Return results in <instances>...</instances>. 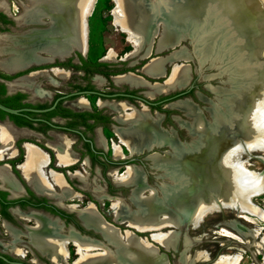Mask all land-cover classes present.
I'll return each mask as SVG.
<instances>
[{"label": "bare ground", "instance_id": "bare-ground-1", "mask_svg": "<svg viewBox=\"0 0 264 264\" xmlns=\"http://www.w3.org/2000/svg\"><path fill=\"white\" fill-rule=\"evenodd\" d=\"M95 1H18L20 12L15 21L34 28L0 36V56H5L0 66L4 71L14 72L57 58L64 60L74 51L86 54L87 20L94 11ZM113 1L116 4L112 11L113 25L133 46L127 58L122 59L148 58L142 71L153 78L164 75L166 64L173 65L172 74L164 84L149 85L148 96L184 87L190 81L188 64L177 65L179 61L192 58L188 49L180 46L185 39L191 40L193 53L202 66L214 61L221 63L220 71L227 75L228 87L207 85L217 97L215 101H207L209 120L189 99L171 105L186 113L188 120L178 122L189 132L187 142L178 141L172 131L162 130L159 126L161 116L153 117L147 109L129 113L127 104L114 105L120 113L117 120L125 124L124 128L117 129V135L130 152L167 148L166 152L149 157L151 168L158 171V179L162 180L157 187L146 184L145 173L137 166H129L123 174L116 169L110 173L117 184H129L134 188L131 200L135 209L128 208L125 203H115L116 221H125L141 233L151 232L152 239L148 241L131 231L121 234L112 225H107L90 205L81 216L87 225L98 228L111 247L92 239L78 238L71 232L69 237L74 239L78 252L82 251L75 264H169V259L158 253L157 245L176 253L180 242L183 248L179 264L210 263L211 256L207 252H191L199 238L181 233L185 226L197 230L209 214L226 208L240 209L241 214L258 216L264 221V211L250 203L253 197L264 196V169L256 171L248 167L253 158L264 164V98H258V61L264 58V0ZM6 6V0H0V7ZM157 37L158 42L155 41ZM179 46V50L167 56L150 57L154 52L161 54ZM118 58L110 49L104 60L117 62ZM260 69L259 77L264 76V68ZM56 72L61 78L68 76L64 71ZM48 74L47 71L32 73L10 82L9 87H25L36 94H45L42 86L37 85V78H50ZM214 77L205 75L203 79ZM50 80L56 83L54 79ZM115 81L133 86L146 82L131 73L118 76ZM261 86L263 89L264 82ZM10 127L0 125V161L5 159L17 138L16 130ZM230 128L235 131L227 134ZM54 147L60 165L76 159L66 142ZM25 149V161L20 168L28 182L39 190L50 192V180H53L61 187V198L72 196L62 175L45 170L48 155L30 144ZM258 152L261 154H255ZM120 153L115 147V156L119 158ZM71 175L82 181L87 179L80 172ZM0 177L5 184H12L3 168H0ZM36 221L38 227L29 235L31 243L59 263L67 256L63 247L70 238L57 235L55 222L40 217ZM165 228L170 229L160 232ZM241 260L239 254H222L211 264H240Z\"/></svg>", "mask_w": 264, "mask_h": 264}, {"label": "flooded vegetation", "instance_id": "flooded-vegetation-1", "mask_svg": "<svg viewBox=\"0 0 264 264\" xmlns=\"http://www.w3.org/2000/svg\"><path fill=\"white\" fill-rule=\"evenodd\" d=\"M6 3L7 6L3 9L9 10V3ZM113 3L114 6L109 11L111 15L116 7L114 1ZM113 21L114 17L112 23ZM8 25L0 23L2 28ZM131 52L120 57L118 61L125 62L122 58H127L126 55ZM86 54L76 51L64 60L57 58L45 65L31 68L29 71L33 73L40 71L49 73L50 78L37 79V85L42 86L45 94H36L24 88L9 90L6 81L15 76L1 72L3 76L0 77V83L4 85L1 98H14V102H7L8 107L22 110V114L11 115L4 111L0 113V122L5 123L0 125L11 126L17 134L13 148L5 154V159L0 161V168L4 169L8 181L13 184H5L0 177V264H75L82 251L78 252L79 248L75 241L73 242L74 239L69 237L71 232L78 238H88L110 246L98 228L87 225L81 216L82 211L90 205L94 206L107 225H112L111 227L119 230L121 234L131 231L150 241V232L141 233L125 221H116L113 209L115 203H125L128 208L135 209L131 200L134 188L129 184H117V180L110 173L116 169L123 174L129 166H137L142 171L144 168H151L149 161L151 154L154 152L162 154L167 148L154 147L151 150L144 148L139 153L130 152L117 135V129L124 128L125 124L117 120L120 113L115 110L114 105L127 104L126 111L129 113L132 110L147 109L151 116H161L160 128L172 131L180 142L190 140L189 132L180 125V121L178 122L187 121L188 118L182 110L172 108L173 103L189 99L205 117H209L207 101L212 100L214 96L210 98L204 94V91H208L207 85H199L201 77L196 69L190 68L191 79L185 88L148 96L150 86L164 84L170 78L172 64L164 66L162 77L153 78L142 71L147 62L140 66L136 65L137 62L128 66L106 64L105 57H102L90 63L84 58ZM139 58L148 59L141 56ZM56 70L68 73L67 78L58 76ZM130 73L146 81L144 85L133 86L115 81L116 77ZM193 73L196 74L194 80ZM51 78L56 83H53ZM76 79L79 80L78 83ZM80 101L87 104H81ZM25 142L33 143L48 154L49 161L45 170L48 173L54 171L62 175L66 185L73 192V197L61 198V187L53 180H50L52 187L50 192L44 191L43 188L39 190L28 182L20 168L24 163ZM63 142H66L69 151L76 158L73 163L67 165H60L54 147ZM115 147L124 157L115 156ZM108 167L111 168L110 171H106ZM86 168L90 171L96 169L98 176H93ZM76 172L85 174L86 181L72 177L71 174L74 175ZM143 172L146 184L151 186L148 174L145 170ZM119 190H127L128 194L124 195ZM37 217L55 222L58 228L57 235L70 238L63 247L67 256L64 259L62 257L59 263L51 260L49 255L31 243L29 235L33 228L38 227ZM180 245L181 242L176 252L179 255Z\"/></svg>", "mask_w": 264, "mask_h": 264}, {"label": "rangeland", "instance_id": "rangeland-1", "mask_svg": "<svg viewBox=\"0 0 264 264\" xmlns=\"http://www.w3.org/2000/svg\"><path fill=\"white\" fill-rule=\"evenodd\" d=\"M18 1L20 0H6L9 3V10H5L0 7V12H3L10 20V24L5 26L0 30V36L3 34H16L15 32H19L21 26L17 25L15 21V17L19 14L20 8L18 5ZM114 6L113 0H96L94 3V11L88 18V53L84 56V58L88 62H96L98 59L105 57L110 49H112L117 55L120 57L124 56L126 53L131 52L133 50L132 44H130L126 35L123 34L116 28L112 23V15L111 11ZM1 40V39H0ZM158 37L155 38V41L158 42ZM155 44V49H156ZM180 46L187 47L188 51L193 54V44L191 40L185 39L181 42ZM179 46V47H180ZM171 48L162 52L161 54H154L153 56H167L170 52H174V50L179 49ZM5 56H0V61H2ZM139 56L129 59L128 61L121 62H105L106 64H126L127 66L132 64V62H137V66L142 65V63L148 62L149 59L139 60ZM264 59V58H263ZM262 59V60H263ZM139 60V61H138ZM258 61V98H264V87L262 89L261 84L263 75L259 77L260 67L264 68V60ZM188 66L193 70L196 69L198 72V65L193 58L192 60L187 61H179L177 64ZM218 66V67H217ZM208 67V69H206ZM221 63L219 61H214L211 65L207 63L204 65V74L205 75H214L215 77L210 80L200 79L199 85H212L214 87H228L227 84V75L221 74L220 71ZM252 67H249L250 69ZM246 69V70H248ZM4 73L3 68L0 66V73ZM196 74L193 73V80ZM38 80H43V78L39 77ZM223 80H226L223 82ZM264 80V78H263ZM77 83L79 80H75ZM21 87H16L11 90H17ZM25 89V87H23ZM22 88V89H23ZM201 89V87H200ZM27 90V89H25ZM208 90V89H207ZM202 91V89H201ZM209 91V90H208ZM204 91V94L213 97V93L210 91ZM213 94V95H212ZM234 128L227 129V134L234 132ZM255 154H261L260 152ZM248 167L252 170L262 171L264 169V164L253 158L251 163L248 164ZM111 168H106V171H110ZM148 174L149 181L152 187H157L159 183H161V179H158V171L153 170L152 168H144L143 171ZM87 172H92L93 176H98V174L93 170L86 168ZM104 176V174H103ZM120 193L124 195L128 194L127 190H119ZM121 198V197H120ZM253 200V201H252ZM250 203L254 205V207L258 210L264 211V196H256L253 197ZM240 209H232L226 208L222 212H212L209 214L201 226L194 230L190 226H185L181 233H187L190 237L199 238L198 242H195L191 247V252L195 253L196 251H204L207 252L211 256V261H215L222 254H227L229 256H234L239 254L242 257L240 264H264V221L260 220L258 216H253L251 214H241ZM244 215V216H243ZM247 216V217H246ZM170 228L163 229L160 232L168 231ZM258 232V233H257ZM258 234V235H257ZM255 235V236H254ZM156 244V243H155ZM157 245V244H156ZM159 246V245H157ZM161 251H165L163 247L159 246ZM182 243L180 245V250H182ZM168 255L169 264H179V253H175L172 251H165ZM206 263V264H211Z\"/></svg>", "mask_w": 264, "mask_h": 264}, {"label": "water", "instance_id": "water-1", "mask_svg": "<svg viewBox=\"0 0 264 264\" xmlns=\"http://www.w3.org/2000/svg\"><path fill=\"white\" fill-rule=\"evenodd\" d=\"M15 19V18H14ZM17 25L18 26H21V29H20V31L19 32H23V31H27V30H29V29H31V28H34V26L32 25V26H26V25H19L18 23H17ZM87 26H88V20H87ZM85 44H86V46L88 47L89 46V39H88V33H87V39H85ZM182 47V46H181ZM181 47H179V49L181 48ZM187 48V47H186ZM179 49H176V50H179ZM74 52H76V51H74ZM77 52H80V51H77ZM193 52V51H192ZM80 53H82V52H80ZM83 55H84V53H82ZM192 58L190 59V60H192L193 58H195V60H196V62H197V65H198V75H199V77H201V79H203L204 78V76H205V74H204V66H202L201 64H200V60L198 59V57L195 55V53H193L192 55ZM41 65H45V64H35V65H31V66H28L27 68H25V69H21V70H17V71H14V72H8V71H4V73H6V74H9V75H11V76H15L13 79H11V80H9V81H6V84H7V86H8V88H9V90H11L10 89V87H9V83L10 82H13V81H15V80H17V79H20V78H22V77H25V76H28V75H31L33 72L32 71H29L31 68H33V67H35V66H41ZM178 65V64H177ZM179 65H185L184 63L183 64H179ZM218 67V66H217ZM206 69H208V67L206 68ZM26 71H29L28 73H24V74H20V75H18L19 73H21V72H26ZM1 80V79H0ZM226 80H223V82H225ZM187 85H185L184 87H181V88H178V89H182V88H185ZM214 97H213V99L212 100H216L217 99V97H216V95H213ZM0 110H2V111H4V112H6V113H8V114H11V115H20V114H22V110H16V109H12V108H9V107H7V106H5L4 104H2L1 102H0ZM31 109H25V111H30ZM209 116V115H208ZM205 119H208L209 120V117H205ZM2 123V122H1ZM14 144H15V142H14ZM14 144H13V146H14ZM27 144H30V145H33V146H35L33 143H31V142H25L24 143V145H23V147H24V161H25V157H26V145ZM152 148H150L149 150H151ZM43 152H45V151H43ZM164 152H166V150H164L163 151V153ZM46 153V152H45ZM156 153H158V152H154V153H152L151 155H153V154H156ZM47 154V153H46ZM48 155V154H47ZM1 161H3V160H1ZM136 231H139V230H137L136 229ZM138 235V234H137ZM150 236H152V233L150 232ZM151 239H152V237H151ZM161 246V245H160ZM162 247V246H161ZM157 248H158V253H160V254H162V255H165L167 258H168V255H167V253L165 252L166 251V249L164 248V250L165 251H161V249H160V247L159 246H157Z\"/></svg>", "mask_w": 264, "mask_h": 264}, {"label": "trees", "instance_id": "trees-1", "mask_svg": "<svg viewBox=\"0 0 264 264\" xmlns=\"http://www.w3.org/2000/svg\"><path fill=\"white\" fill-rule=\"evenodd\" d=\"M0 23H3V25H6V24H10V20L9 18L3 13V12H0ZM2 29V27L0 26V30ZM3 75L0 73V77H2ZM7 78H9V76H6ZM4 90V85L0 83V102L2 104H4L5 106L8 107V103H11V102H14V98L11 99V98H8V99H3L1 98V95ZM0 113H4L2 110H0Z\"/></svg>", "mask_w": 264, "mask_h": 264}]
</instances>
